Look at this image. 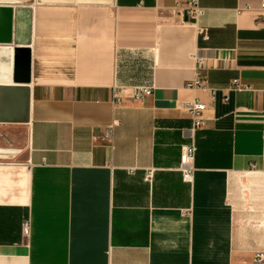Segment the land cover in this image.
<instances>
[{"label":"crops","instance_id":"obj_1","mask_svg":"<svg viewBox=\"0 0 264 264\" xmlns=\"http://www.w3.org/2000/svg\"><path fill=\"white\" fill-rule=\"evenodd\" d=\"M187 1L35 0L15 10L0 46L28 47L30 74L0 81L17 88L0 91V264H256L262 0H199L196 21ZM197 73L208 89L188 87ZM133 86L152 92L133 98ZM115 87L127 88L118 104ZM191 100L206 105L193 134ZM192 141L186 182L178 166Z\"/></svg>","mask_w":264,"mask_h":264},{"label":"built area","instance_id":"obj_2","mask_svg":"<svg viewBox=\"0 0 264 264\" xmlns=\"http://www.w3.org/2000/svg\"><path fill=\"white\" fill-rule=\"evenodd\" d=\"M261 15L263 17L264 24V0L261 4ZM204 13V8L200 5L199 0H188L185 5L186 19L188 20H198V18ZM236 86H240L238 79L234 80ZM188 87L191 88H203L208 89L205 81L202 79L201 74L197 73L194 80L188 83ZM127 91V88H114L115 98L113 103L118 104L122 99V95ZM152 87L149 86H133L130 88V96L133 98H144L151 94ZM212 93L214 91L212 90ZM206 105L199 100H191L185 103V109L191 115L192 126L191 133L193 134L197 129L201 128L205 123L204 110ZM264 113V110H263ZM114 123L107 125L102 133V137L107 141L111 142L114 136ZM196 145L194 141L184 144L181 148L180 163L178 170L181 173L182 179L186 182H192L194 174V161H195ZM154 169H147L145 172V179L151 180L153 178ZM31 224L30 218H24L22 221V233L24 236L28 237L30 235ZM254 261L256 264H264V252H256L254 255Z\"/></svg>","mask_w":264,"mask_h":264},{"label":"water","instance_id":"obj_3","mask_svg":"<svg viewBox=\"0 0 264 264\" xmlns=\"http://www.w3.org/2000/svg\"><path fill=\"white\" fill-rule=\"evenodd\" d=\"M11 12L9 5H0V41H10L12 32ZM13 52V68H12ZM13 71V73H12ZM30 74V50L28 47L0 46V81L9 82L13 77L14 82L27 83ZM13 92L14 87H0V91Z\"/></svg>","mask_w":264,"mask_h":264},{"label":"rangeland","instance_id":"obj_4","mask_svg":"<svg viewBox=\"0 0 264 264\" xmlns=\"http://www.w3.org/2000/svg\"><path fill=\"white\" fill-rule=\"evenodd\" d=\"M13 1V3L10 2ZM0 0V5L5 6V5H9L12 8V12H11V28H13V21H14V17H15V10L20 9L22 7V5L26 6V8H31V5L34 3L35 0ZM17 1V2H15ZM8 2V3H7Z\"/></svg>","mask_w":264,"mask_h":264},{"label":"bare ground","instance_id":"obj_5","mask_svg":"<svg viewBox=\"0 0 264 264\" xmlns=\"http://www.w3.org/2000/svg\"><path fill=\"white\" fill-rule=\"evenodd\" d=\"M22 18V17H21Z\"/></svg>","mask_w":264,"mask_h":264}]
</instances>
